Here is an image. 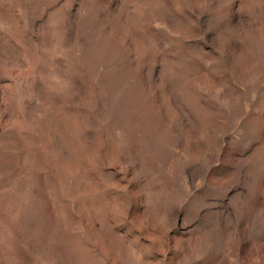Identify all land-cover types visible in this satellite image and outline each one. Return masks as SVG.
<instances>
[{"label":"rangeland","instance_id":"1","mask_svg":"<svg viewBox=\"0 0 264 264\" xmlns=\"http://www.w3.org/2000/svg\"><path fill=\"white\" fill-rule=\"evenodd\" d=\"M0 264H264V0H0Z\"/></svg>","mask_w":264,"mask_h":264}]
</instances>
